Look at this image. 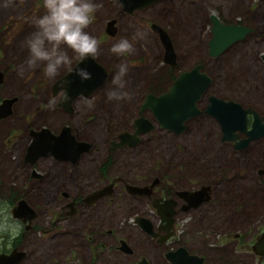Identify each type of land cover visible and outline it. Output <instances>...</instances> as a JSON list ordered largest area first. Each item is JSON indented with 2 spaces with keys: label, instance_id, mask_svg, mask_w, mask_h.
I'll return each instance as SVG.
<instances>
[{
  "label": "rangeland",
  "instance_id": "obj_1",
  "mask_svg": "<svg viewBox=\"0 0 264 264\" xmlns=\"http://www.w3.org/2000/svg\"><path fill=\"white\" fill-rule=\"evenodd\" d=\"M5 2L6 0H0V70L7 71V74L4 85L0 87V97L16 95L19 101L14 106L15 115L0 124L1 143L5 144L2 137L9 130L11 136L20 133V136L15 138L16 142H27L28 137L22 132L31 121L34 125H48L54 132L58 131L63 123H68L80 140L93 143L92 148L83 154L78 165L58 164L49 158L43 165L45 180L42 184L25 182L24 185L38 184L25 196L31 206L44 208L45 212L48 210L49 219L55 218L51 213L56 211V198L60 199L55 195L58 188L69 190L72 195L85 194L102 185L104 180L101 178L107 173L110 180L121 176L127 183H143L145 180L150 182L158 173H167L169 177L170 173L178 175L180 172L184 173L189 181L203 183L216 180L215 172H221L223 154L228 155L230 149L221 142L219 125L211 117L199 115L187 122L188 127L184 133L174 135L166 129H159L150 111H144L143 115L155 124L156 129L143 134L141 144L135 147L118 149L112 154L107 150L108 141L117 132L132 130L131 123L138 116V106L144 95L148 92H159L167 87L171 75L180 70L205 62V71L214 78L211 94L232 98L264 114V63L258 58L260 52H264V37L252 36L248 42L236 44L229 53L219 59H210L205 53L208 38L206 19L210 13L221 15L226 20L239 14L244 23L255 27L256 30H262L264 0H173L172 4H166L165 9L171 8L167 17H159L160 8L148 11L145 19L122 16L118 0H93V3L102 6L93 13V22L86 31L100 41V54L95 59L107 68L109 77L92 96L74 101L75 113L71 117L54 109L57 106L48 109L41 104H48L52 98L53 82L65 74L66 69H61L55 80H50L44 75L43 66L25 72L24 75L18 72L29 55L25 40L34 31L27 18L43 14L42 0H23L22 3L21 0H12L9 7L3 6ZM113 18L118 21V31L111 37L105 34V27ZM152 19L165 27L173 40L179 64L176 71H171L162 61V46L149 29ZM138 31L145 33V38L133 41V36ZM121 38L134 43V54L117 56L111 53L112 44ZM69 55L73 58L74 65L78 60L71 50ZM122 62L130 66L125 79L127 89L133 93V97L130 101H109L106 93L112 87L111 80L117 66ZM86 100H93L94 106L89 108ZM204 105L205 100L198 102L200 109H203ZM36 108H40L39 114ZM5 138L10 137L7 134ZM10 154L12 161H20L21 154L14 146L10 148ZM229 156L231 158L233 154L230 152ZM107 157L112 162L106 173L104 161ZM237 158L234 173L240 177L246 174L258 178L256 169L264 168V140L257 142L249 152H243ZM248 162H251V166L246 169ZM225 167L224 164L223 168ZM10 173L11 178H4V189L10 184L21 190L22 178L15 179L19 173ZM224 173L225 169L222 170V175ZM184 183L187 185V181L178 185L184 186ZM232 192L230 191L231 194ZM252 195L256 198L255 208H264L263 194L254 190ZM5 198L4 195L0 197V204ZM119 198L121 201L115 197L113 202L99 203L95 207L97 214L94 219L88 221L73 215L57 224H50V230L43 231L41 235L40 231L36 232L37 238L33 244L35 247L40 245L42 250L32 256L26 264H57L54 259L58 257L77 258L83 264H117L118 260L129 264L128 256L111 250L115 236L118 235L128 239L137 253L150 257L153 264H163L159 246L142 233L131 218L127 221L120 216L119 208H125L128 202L130 208H151L149 203L141 199H131L125 193L119 195ZM214 212L217 215L222 214L221 208H214ZM228 212L230 213V209ZM114 215L119 217H112ZM242 221L243 219H234L230 224L242 226ZM193 226L204 230L206 226L215 229L217 226L220 228L222 224L215 220L213 214L209 220L198 217ZM3 227L7 225L0 223V229ZM13 228L16 232L19 231L20 224L16 223ZM109 228L113 230L111 233L106 232ZM63 232L67 234L61 236ZM205 237L199 236L190 246L204 251ZM213 238L216 239L217 236L214 234ZM29 248H34L32 243ZM243 254L232 260L228 259L225 264H254L252 255ZM218 256V252L212 251L208 264H218Z\"/></svg>",
  "mask_w": 264,
  "mask_h": 264
},
{
  "label": "flooded vegetation",
  "instance_id": "obj_2",
  "mask_svg": "<svg viewBox=\"0 0 264 264\" xmlns=\"http://www.w3.org/2000/svg\"><path fill=\"white\" fill-rule=\"evenodd\" d=\"M172 1L173 0H157L146 7L133 10L131 13L123 10L122 6L120 5L122 11L121 13L122 16L125 15L131 18L134 17V18L145 19L147 18L146 13L148 11L161 8V10H159L160 11L159 17H167L169 12L171 11V8H169L170 10L165 9L167 7L166 4H172ZM212 15L216 16L222 24L242 25L250 28L251 31L245 34L242 38L232 42L229 46L223 49L218 55L212 56L209 54V49H210L209 42L212 39V31H211V28L213 26V22L211 19ZM115 20H116L115 26L117 28L116 30L117 33L118 21L117 19ZM206 21L208 23V38L206 41L205 53L206 56L210 59H219L223 57L224 55L229 53L236 44L238 43L245 44L252 36L264 37V27L262 30H256L255 27L244 23L242 21V16L239 14L229 20H226L223 17H221V15L210 13ZM152 24H157L168 33L173 44L174 52L176 54L175 67H172L170 64L166 63L164 61V56H162L163 63L166 66H168L171 69V71L178 70L179 69L178 56L175 49V45L173 43V40L169 32L161 24L154 21V19H152V21L149 24V29L151 33L157 37L160 45L162 46L163 55H164V47L160 42L158 34L152 30L151 28ZM105 34H106V27H105ZM263 54L264 52L263 53L260 52L258 58L264 63V58L262 56ZM196 65H201L200 72L206 73L210 77L211 81H210V85L204 91L202 97L199 100V101L205 100V105L203 109H201L202 112L186 120L184 123L185 127L183 131L179 134H182L186 131L188 127L187 122L189 120L199 115L207 116L215 119L214 117L204 112L205 106L208 104V98L210 96H215L210 93V89L214 83V78H212V76L207 71H205L204 69L205 62L196 63L188 69L180 70L179 72L172 74L168 82L169 85L164 89H162L161 91L153 93L155 95H158L164 91H167L179 73L186 70H190ZM103 67L107 71V77H109V72L107 68L105 66ZM0 71L3 74V81L0 83V87H2L5 83L7 71L5 70L3 71L0 70ZM102 86L94 90L93 93L90 94L89 96H92L95 92L99 91ZM148 93H152V92H148ZM89 96L84 97L80 95L76 97L71 103L72 112L65 111L58 104L56 105L57 107H55L54 109H57L63 112L64 114H66L67 116L71 117L75 113L74 101L78 98L79 99L83 97L88 98ZM13 97H16L17 99L12 105L11 113L5 117L0 118V124L4 123L5 121H7L8 119L12 118L15 115L16 112L14 111L15 110L14 106L19 101V98L16 95H8L5 97L2 96L0 97V103L5 98H13ZM215 97H218L219 99H222L224 101L236 102L240 104L244 109H252L258 114L259 117L264 118V114L257 111L253 107L246 106L238 102L237 100H234L232 98H222L217 95ZM46 103L47 102L41 104L45 106ZM36 111L39 114L40 108H36ZM150 113L154 118V120L156 121L157 123L156 125L158 126V128L163 129L159 127L158 121L155 119L151 111ZM246 117L248 120L246 129L249 130L251 129V124L253 122L254 117L252 113H247ZM134 120L131 123L132 130L131 131L124 130V131L129 133H132L134 131L133 129ZM215 121L219 125V129H220L219 137L221 142L229 147L230 149L229 153L231 152L233 156L230 158L229 153L228 155L223 154L222 160L224 161L222 164L223 165L225 164L226 167L223 168L222 165L221 172L219 173L215 172L216 174L215 177L217 178L214 182L206 181L203 183H198L191 180L189 181L185 176V174L181 172L178 175L177 173H175L174 175L170 173L169 177L167 176L168 175L167 173H158L157 176L154 177L150 182H148V180H145L143 183H127L121 176H116L115 179L110 180L107 171L112 161L110 158L107 157L106 161H104V164H106L107 174L103 175L101 178L104 180V183L102 185L92 188L85 194L79 193L76 195H72V193L69 190H63L61 188L57 189L58 192L55 195L56 196L58 195L57 197H59L60 199L56 198L57 200L56 211L55 212L53 211L51 213V216L55 215L54 219H49L48 210L45 212L44 208L33 207L29 204L28 200L26 199L25 194L30 191H33L34 186L38 184H32V185L30 184L24 185V184L26 181H31V182L34 181L35 183L42 184V182L45 180V175L43 174L42 170H44L43 165L47 159L51 158L58 164H67V165L69 164L71 166H76L80 163L83 154H85L86 152L82 153L76 162L56 160L52 157H45V156H39L33 160L32 156L31 155L29 156V154H27L28 145L32 141V136L30 132L33 130L36 131L40 130L41 128L44 127L50 129V127L48 125H34L31 121L27 125L26 129L22 132V134L25 135L26 138L28 137L27 142H25V140L24 141L19 140L18 142H16L15 138L20 136V133L11 136V131L9 130L7 134L13 140H11L10 138L4 139V137L7 135L6 134L4 137H2V139L5 140V144H2L0 141V197L3 195L6 196L5 200L0 204V223H5L7 225V227H3L0 229V255L2 254L8 255L14 250L21 251L22 254L17 264H26L27 261L32 256H36L38 254V251L40 252L42 250V247H40V245H37V247H35L33 244V242H35L37 238L36 232L40 231V235H41L43 231L50 230V224H57V222L63 221L67 219L69 216H73V215L75 217L86 219L88 221L90 219H94L97 214V208L95 207L99 203H101L102 201H104L105 203H107L108 201L113 202L115 197L117 199H120L121 201L119 195L125 193L131 199H141L149 203V206L151 208H130L129 207L130 202H128L127 203L128 205L125 208H119L120 216H123V220H127V221L131 218V220L135 223L134 225L142 233H144L149 239L155 242L156 245L159 246L162 252L161 260L163 261V264H172L173 261L172 259L167 257V252L176 253L179 248H184L188 252V254L197 255L198 257H200L201 264H208V261L210 260V253L212 251L213 252L216 251L219 253L220 257L218 256L219 257L218 264H225L228 259L232 260L234 257H241L243 253L244 256L252 255L253 258L255 259L252 261L254 264H264V254L258 253L254 248V246L258 243V241L262 240V242H264V208H255L256 198L252 195L254 190H256V192H261L263 194V199H264V168L256 169L255 173L257 174L258 178H256L255 176L251 177L246 174L240 177L238 174L234 173V169L236 168L238 162L237 156L243 152H249L254 144L264 140V135L253 140L250 139L246 142L244 146L238 147L239 144H242L241 142L248 139L249 136L245 132L236 129L232 132V135H236L234 139L223 140V132L221 126L216 119ZM65 125L70 126L68 123H63L58 131L56 132L53 131V132L57 134ZM154 127L155 130L156 129L155 124ZM70 128L73 133L71 126ZM1 130L2 127L0 126V131ZM124 131L117 132V134L114 135L108 141L107 150L110 154L114 152V151L113 152L110 151L111 142H118L119 134ZM169 132L173 133L174 135H179V134H175L173 131H169ZM142 135L143 134L139 136V140L136 143V145L124 146L117 148L116 150L123 148H131L141 144ZM75 137L77 138V140H80L76 135ZM82 141H86V140H82ZM92 145L93 143H90L89 149L92 148ZM13 146L15 147L16 151L21 154L20 161L16 163L11 160L10 148ZM250 166H251V162H248L246 163L245 168L249 169ZM223 169H225L224 175H222ZM10 171L14 173L17 172L19 173V176H17L15 179H18L19 177L22 178L21 190H19L17 186L10 184L9 185L7 184L8 185L7 188L4 189V178L6 177L11 178L12 173H10ZM238 180H241L242 182ZM186 181H187V185L186 183H184V186L178 185ZM128 185L147 187V188L143 189L141 193L139 192L133 193L127 190ZM106 186H110V188L107 189L105 191L106 193H104L102 196H100L99 198L95 199L92 202L87 200V196L90 193ZM117 187L120 188L117 189ZM202 187H204L205 189L204 195H195V196L189 195L190 193H193L194 191H197ZM4 190L6 193L4 192ZM230 191H233L232 194L230 193ZM186 192H188L189 196L183 195V193ZM200 198L202 199L199 201ZM166 201H171V203H173L172 204L173 208H164V205H166L165 203ZM20 202H24L26 204L25 205L26 208L29 209L28 210L23 209L24 212L18 211L20 215L14 214L13 209L17 208ZM195 202L198 203L195 204ZM214 208H221L222 214L217 215V213L214 212ZM229 209H230V213L228 212ZM213 214L215 215V220L222 224L220 228H218L217 226L215 229H213L212 227L209 229V227L206 226V228L203 230L201 228H195L193 226L195 221L198 219V217L200 219L204 218L205 220H209L210 216ZM45 215L47 216L46 220H45ZM112 217L116 218L119 216L114 215ZM164 217H168V219ZM138 218H147L151 222L152 224L151 229L155 234H150L145 229L144 224ZM234 219L235 220L243 219L242 226H237V225L232 226L230 222L234 221ZM16 223L20 224V230L17 232L13 228V226H15ZM167 223L170 224L169 228L166 227ZM112 231L113 230L111 228L106 229V232L108 233H111ZM67 232H63L61 236H64L65 234H67ZM214 234L217 236L216 239L213 238ZM201 235L206 236L204 239V251H201L200 249H196L190 246V243L191 244L195 243L197 241V238ZM122 240L128 244L130 249L129 251H125L121 248ZM30 243H32L34 248H29ZM111 250L118 251L119 253L128 256L127 258L129 259L128 260L129 264H153L150 257H148L145 254L137 253L134 247L128 242V239L122 236L119 235L115 236V243L111 245ZM10 261L11 260H8L7 264H9ZM54 261L57 262V264L63 263V260L59 259V257L57 259H54ZM71 262H74L71 264H83L77 258L71 259ZM174 262L178 263L177 255H175ZM190 262L191 264H194L197 261H190ZM117 264H124V263L118 260Z\"/></svg>",
  "mask_w": 264,
  "mask_h": 264
},
{
  "label": "water",
  "instance_id": "obj_3",
  "mask_svg": "<svg viewBox=\"0 0 264 264\" xmlns=\"http://www.w3.org/2000/svg\"><path fill=\"white\" fill-rule=\"evenodd\" d=\"M157 0H119L123 10L131 13L135 9H141L146 7ZM213 26L212 39L209 42V54L212 56L218 55L223 49L229 46L232 42L242 38L245 34L251 31L250 28L242 25L234 24H222L218 18L214 15L211 16ZM115 19L107 22L106 34L108 36H115L116 26ZM151 28L159 36L160 42L164 47V61L175 67L176 54L174 52L172 41L168 33L158 26L152 24ZM264 58V54L262 55ZM73 68L85 69L91 74V79L82 80L75 71L67 72L60 78L56 79L51 86L52 96L57 95L63 86L68 95L66 102L58 103L67 112H72L71 103L78 96L87 97L93 93L98 87L102 86L106 81L107 71L99 64L94 58L88 57L83 61H77ZM201 65H196L190 70L179 73L175 80L170 85L167 91H164L158 95L153 93H147L139 105V116L133 122L132 133L121 132L119 134L118 142H111L110 151L113 152L117 148L124 146H134L139 140V136L144 133H148L154 130V124L144 117V111H151L155 119L158 121L160 128L168 131H173L175 134H179L183 131L185 121L200 114L202 110L198 107V102L202 97L204 91L210 85V77L200 72ZM3 81V74L0 71V83ZM67 83H64V82ZM17 98H5L0 103V118L5 117L11 113L13 103ZM204 112L214 117L220 124L223 132V140H232L236 135H232V132L239 129L245 132L249 138L241 142L238 147L244 146L250 139H256L264 135V118L259 117L258 114L252 109H244L240 104L233 101H224L215 96L208 98V104L205 106ZM247 113L253 114V122L251 129L247 130ZM32 141L28 145L27 151L29 156L31 155L33 160L39 156L52 157L56 160H65L76 162L82 153L89 151L90 143L87 141L77 140L72 133L70 126L65 125L56 134L50 129L44 127L40 130H33L30 132ZM110 186L103 187L90 193L87 196V200L92 202L95 199L102 196ZM147 187H138L134 185H128L127 190L129 192H139ZM204 187L190 193V196L204 195ZM183 195L189 196L188 192ZM202 198L199 199V201ZM164 208H173L171 201H166ZM198 203V202H197ZM195 202V204H197ZM24 202H20L17 208L13 209L14 214L20 215V212L28 210ZM168 213V212H167ZM167 218L168 217H164ZM143 224L145 229L150 234H155L151 229V222L147 218H138ZM166 227L169 228L170 224L167 223ZM121 248L125 251H129V246L125 241H121ZM258 253L264 254V242L262 240L254 246ZM22 252L14 250L8 255H0V264H7L8 260H11L9 264H17L20 260ZM175 255H177L178 263L174 262ZM167 257L172 259V264H191L190 261H197L194 264H201V258L197 255L188 254L184 248H179L176 253L167 252Z\"/></svg>",
  "mask_w": 264,
  "mask_h": 264
},
{
  "label": "clouds",
  "instance_id": "obj_4",
  "mask_svg": "<svg viewBox=\"0 0 264 264\" xmlns=\"http://www.w3.org/2000/svg\"><path fill=\"white\" fill-rule=\"evenodd\" d=\"M10 5L12 0H6L3 6ZM42 6L43 14L27 18L34 31L25 40L29 55L19 67V74L24 75L25 72L43 66L44 75L50 80H55L61 69L75 71L82 80L91 79V74L85 69L73 68V58L69 55V50L79 61L88 57L96 58L100 54V41L86 29L93 22V13L102 5L93 3V0H42ZM144 38L145 33L138 31L133 36V41ZM110 51L117 56H125L134 54L136 49L132 41L121 38L112 44ZM129 67L126 62L117 66L111 80L112 87L106 93L109 101L132 99L133 93L127 89L125 79ZM67 100V92L62 86L61 91L53 96L45 107L53 109L58 103ZM86 103L89 108L94 106L93 100H86Z\"/></svg>",
  "mask_w": 264,
  "mask_h": 264
},
{
  "label": "bare ground",
  "instance_id": "obj_5",
  "mask_svg": "<svg viewBox=\"0 0 264 264\" xmlns=\"http://www.w3.org/2000/svg\"><path fill=\"white\" fill-rule=\"evenodd\" d=\"M61 259L63 260V263H64V264H71V263H70V261H71V257H69V259H67V258H61ZM63 263H62V264H63Z\"/></svg>",
  "mask_w": 264,
  "mask_h": 264
}]
</instances>
